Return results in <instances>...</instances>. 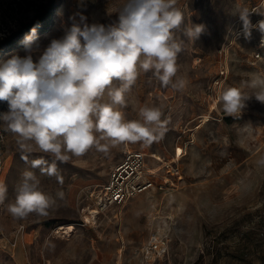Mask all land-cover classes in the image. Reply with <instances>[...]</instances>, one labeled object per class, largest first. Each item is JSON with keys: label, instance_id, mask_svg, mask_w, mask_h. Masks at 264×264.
I'll list each match as a JSON object with an SVG mask.
<instances>
[{"label": "rangeland", "instance_id": "rangeland-1", "mask_svg": "<svg viewBox=\"0 0 264 264\" xmlns=\"http://www.w3.org/2000/svg\"><path fill=\"white\" fill-rule=\"evenodd\" d=\"M13 2L0 0V44L25 19L14 10ZM123 2L55 0L51 24L37 32L41 47L49 38L63 35L62 24L68 23L70 15L82 12L89 24H108L117 19ZM260 2L179 0L185 22L205 26L194 44L177 33L185 41L178 55L177 77L185 79L186 87L182 91L163 87L152 72L141 73L126 96L128 106L122 109L126 120L139 119L144 105L162 109L166 131L150 146L122 144L107 153L93 148L81 157L58 162L60 183L25 164L15 137L4 131L0 121V185L7 188L5 203L0 205V264H264V164L260 163L264 160V104L253 97L233 117L226 116L216 102L223 88L241 87L255 75H264V58L253 64L264 34L256 27L245 38L237 12L238 7H246L251 24L257 26L264 20ZM255 7L260 8L254 11ZM23 39L13 48L1 45L0 61L13 54L25 56ZM223 48L229 50L222 56ZM260 51L264 57V48ZM222 68L226 76L220 78ZM212 106L217 107L211 121L200 129ZM7 110V103L0 102V113ZM177 146L185 148L180 162L182 181L168 175L164 167ZM126 150L158 154L164 163L148 159V165L160 169L159 182L171 179L176 187L152 190L86 222L93 206L89 192L107 183ZM41 156L50 163L54 159L34 152L29 160ZM26 168L36 173L42 191L53 197L63 191L65 197L46 216L30 214L16 220L6 206L14 202ZM66 225L76 227L71 237L58 233ZM154 233L166 240L167 251L156 262L147 263L143 252Z\"/></svg>", "mask_w": 264, "mask_h": 264}, {"label": "clouds", "instance_id": "clouds-1", "mask_svg": "<svg viewBox=\"0 0 264 264\" xmlns=\"http://www.w3.org/2000/svg\"><path fill=\"white\" fill-rule=\"evenodd\" d=\"M237 12L248 38L254 27L249 10L238 7ZM116 14L111 23L89 24L87 16L76 12L62 24L63 35L49 38L43 48L34 26L22 41L25 56L13 54L0 61V102L8 106L0 121L15 137L21 159L41 176L62 183L58 162L93 148L107 153L122 144L150 146L164 136L162 109L144 105L139 119L126 120V96L139 75L148 72L163 87L182 91L186 81L177 77V60L185 41L177 33L194 44L205 26L186 23L179 0H124ZM255 27L264 34V20ZM260 46L264 47V36ZM253 97L264 104V75H255L241 87L223 88L216 102L226 116L238 117ZM34 152L54 159L29 160ZM64 197L63 191L55 197L42 191L36 173L26 168L14 202L6 207L14 219L24 220L30 214L46 216ZM6 198L7 188L0 185V205Z\"/></svg>", "mask_w": 264, "mask_h": 264}, {"label": "built area", "instance_id": "built-area-1", "mask_svg": "<svg viewBox=\"0 0 264 264\" xmlns=\"http://www.w3.org/2000/svg\"><path fill=\"white\" fill-rule=\"evenodd\" d=\"M260 1V7L264 8V0ZM260 7H255L254 11ZM238 37L241 39L243 35L239 34ZM263 48L264 47L261 46L258 47V51L253 57L254 65L263 60L264 57L260 51ZM228 50V48L227 50L226 48H223L220 50V54L222 56L226 55ZM262 71H264V67ZM225 76V68H222L220 78ZM179 149L182 150V155L180 158L175 159V155L177 156ZM175 155L164 164V167H166L168 175L177 178L178 181H182L183 176L181 174L180 162L185 155V148L177 146L175 149ZM148 159H154V161L159 164L164 163L163 160L157 159L154 154L149 155L136 150H126L122 162L111 171L107 183L104 184L99 191L89 192V200L93 203L92 209L89 210V213H96L95 216L89 214L90 217L96 219L102 214H105L110 208L124 206L132 199L152 190L175 188L176 184L171 179L159 182L157 179V173L160 169L150 167L148 165ZM166 251V240L159 234L154 233L145 246L143 252L144 259L147 263L156 262L159 258L165 255Z\"/></svg>", "mask_w": 264, "mask_h": 264}, {"label": "trees", "instance_id": "trees-1", "mask_svg": "<svg viewBox=\"0 0 264 264\" xmlns=\"http://www.w3.org/2000/svg\"><path fill=\"white\" fill-rule=\"evenodd\" d=\"M12 7L17 12H22L25 19L21 22L19 30L0 44L6 48H13L19 38L25 37L36 26L37 32L42 33L51 24L54 13L55 0H14Z\"/></svg>", "mask_w": 264, "mask_h": 264}, {"label": "bare ground", "instance_id": "bare-ground-1", "mask_svg": "<svg viewBox=\"0 0 264 264\" xmlns=\"http://www.w3.org/2000/svg\"><path fill=\"white\" fill-rule=\"evenodd\" d=\"M254 26V25H253ZM256 27L254 26L251 30H253V29H255ZM217 107V106H216ZM216 107L214 106H212V109H211V111L210 112H208L207 114H205L204 116H203V120L201 121V123H200V126H199V128L201 129L205 124H207V123H209L210 121H211V119H212V112L216 109ZM180 152H182V150L181 149H179V152H177V156L175 155V159H178V158H180L181 157V155H182V153H180ZM155 155V154H154ZM155 157L157 158V159H159V160H162L161 159V157L157 154V155H155ZM166 163V162H165ZM89 214H93L94 216L96 215V213L95 212H92V213H89ZM89 217H87V221L86 222H90L91 223V218H90V215H88ZM97 219V218H96ZM92 220H93V218H92ZM93 222V221H92ZM95 222V221H94ZM75 230H76V227L74 226V225H66V226H61L59 229H58V233H60V234H62V235H64V236H67V237H71L72 236V234L75 232ZM123 241V240H122ZM121 241V242H122Z\"/></svg>", "mask_w": 264, "mask_h": 264}]
</instances>
